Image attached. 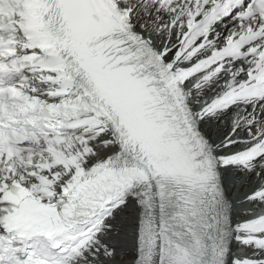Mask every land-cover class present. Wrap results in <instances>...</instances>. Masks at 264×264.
Listing matches in <instances>:
<instances>
[{"label":"snow or ice","instance_id":"obj_1","mask_svg":"<svg viewBox=\"0 0 264 264\" xmlns=\"http://www.w3.org/2000/svg\"><path fill=\"white\" fill-rule=\"evenodd\" d=\"M0 264H264V0H0Z\"/></svg>","mask_w":264,"mask_h":264},{"label":"bare ground","instance_id":"obj_2","mask_svg":"<svg viewBox=\"0 0 264 264\" xmlns=\"http://www.w3.org/2000/svg\"><path fill=\"white\" fill-rule=\"evenodd\" d=\"M224 35H227V32H226V31H225ZM232 115H233V112L230 111L225 119H226V120H230L231 117H232ZM258 170H259V169H258ZM258 180H259V178L253 173V174L251 175V177L248 178L247 185H246L245 189H243V190H247L248 188H251V186H252L253 184H255ZM243 190H242V191H243Z\"/></svg>","mask_w":264,"mask_h":264}]
</instances>
